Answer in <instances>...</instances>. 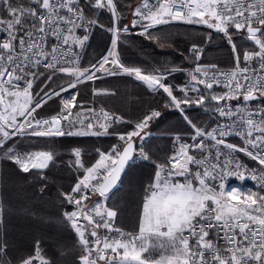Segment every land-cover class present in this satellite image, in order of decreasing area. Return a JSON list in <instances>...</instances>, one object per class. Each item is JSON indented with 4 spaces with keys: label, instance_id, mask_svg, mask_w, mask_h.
Here are the masks:
<instances>
[{
    "label": "snow or ice",
    "instance_id": "1",
    "mask_svg": "<svg viewBox=\"0 0 264 264\" xmlns=\"http://www.w3.org/2000/svg\"><path fill=\"white\" fill-rule=\"evenodd\" d=\"M125 13L130 23H123ZM102 14L110 25L100 23ZM174 25L209 30L197 33L203 44L190 43L188 67L125 61L121 46L129 34L158 43V33ZM96 28L109 34V46L83 64ZM214 36L230 46L231 66L203 62ZM176 73L184 75L182 83L171 82ZM61 76L68 83L51 87ZM108 77L130 78L161 106L149 105L133 119L97 104L116 95L97 86ZM86 83L89 101L81 98ZM56 98L58 110L40 115ZM191 108L217 123L199 126L186 114ZM162 110L179 112L191 132L154 137ZM107 136L116 142L95 148L94 162L81 146L58 160L59 138ZM233 136L243 146L228 142ZM154 138L171 141L162 161L149 150ZM238 153L258 167L249 168ZM0 161L39 182V195H48L51 167L66 165L74 174L67 189L56 190L58 216L21 210L74 234L73 264H264V0H0ZM142 164L154 171L143 187L136 229L126 230L117 222L114 195ZM229 177H248L258 190L226 192ZM3 187L0 171V264H54L40 240L30 252L12 254L4 225L13 209Z\"/></svg>",
    "mask_w": 264,
    "mask_h": 264
},
{
    "label": "trees",
    "instance_id": "2",
    "mask_svg": "<svg viewBox=\"0 0 264 264\" xmlns=\"http://www.w3.org/2000/svg\"><path fill=\"white\" fill-rule=\"evenodd\" d=\"M127 2V0H124ZM138 0H132L133 5ZM91 16L92 12H88ZM126 19L123 23H130L131 15L125 13ZM100 23L105 26L110 25L111 21L107 14L99 17ZM190 28H196V33L189 31ZM209 31L197 26L174 25L159 32V40L152 42L145 40L143 37L137 36L135 32L129 34L126 39L128 43L121 46V52L126 62L138 65L149 64L155 62L157 64H175L180 66L188 65L184 56L188 54V48L191 42L203 44L204 38L197 33ZM239 44L243 43L238 37L234 38ZM109 34L103 29L96 28L89 41V47L85 53L83 64H87L101 55L109 46ZM183 53L184 55H181ZM203 62L217 63L222 67H229L232 64V53L230 46L225 39L220 36H214L212 42L206 45L205 56ZM173 83H182V73H176L171 77ZM63 81L68 83V78L57 77L56 81L51 85L55 88ZM43 81H39L35 86V90ZM97 86L107 87L116 92L115 96H105L97 98V104L103 103L110 110L124 114L129 118L138 117L141 112L151 105L160 107L158 98L154 99L146 93L145 89L139 87L134 81L128 77H108L102 81H97ZM81 98L85 101L90 100V83L81 86ZM67 95V93H65ZM59 108L58 98L53 99L44 108L39 110L40 115L54 114ZM162 116L152 125L151 131L154 137H158L160 133H189L190 127L183 120L179 112L175 110H162ZM187 115L193 119L199 126H203L206 122L209 127L217 123L212 120L209 115L205 114L199 108H191L187 110ZM119 131L126 129L121 128ZM116 142L114 136L107 137H63L59 138L55 143V148L61 152L58 157L60 161H66L69 157L64 154L70 146H81L88 155L86 160L94 162L96 154L94 149L99 147L107 149L111 144ZM240 142V141H239ZM241 143V142H240ZM171 141L169 139L154 138L151 141L149 150L157 160H164L165 153L170 151ZM34 148L46 147V144H33ZM23 147V145H22ZM250 164L253 161L247 159ZM0 171L4 178L3 196L4 201L9 205L13 212L5 216V230L9 243L14 245L12 249L13 255L23 252H30L33 249L34 242L40 240L46 249L47 255L52 258L54 264H73L75 260L74 234L66 227H57L53 224L46 223L44 220L34 219L25 215L21 210L34 209L38 213L45 216H58L59 209L55 203V195L58 187L67 189L75 180L66 165L60 167H51L47 170L50 180L48 182V195H39L37 188L39 182L30 181L28 175L21 174L14 165L8 161H0ZM154 166L151 164H142L140 167L129 173L125 178L124 187L116 190L114 199L116 206L120 208L118 216V224L124 229L135 230L137 226L139 205L143 194L145 182L151 179ZM233 182V181H232ZM52 196L49 199L48 196ZM67 250V255L61 256L60 252Z\"/></svg>",
    "mask_w": 264,
    "mask_h": 264
},
{
    "label": "built area",
    "instance_id": "3",
    "mask_svg": "<svg viewBox=\"0 0 264 264\" xmlns=\"http://www.w3.org/2000/svg\"><path fill=\"white\" fill-rule=\"evenodd\" d=\"M189 65H185V66H183V67H188ZM222 67V66H221ZM185 79V77H184V75L182 74V82H183V80ZM170 80H171V77H170ZM171 82H173V80H171ZM66 95V94H65ZM236 103H238L237 101H232V104L233 105H235ZM253 103V105H255L257 102H252ZM52 115V114H51ZM44 116H48V115H44ZM241 143H240V142ZM228 142H232V143H235V144H237V145H239V146H243V144H242V141L239 139V138H237V137H235V136H233V137H230L229 138V141ZM238 156H239V158L244 162V163H246L247 165H248V167L249 168H255V167H258V165H257V163L255 162V161H253L254 162V164L252 165V164H250L249 163V161L247 160V159H249V158H247V157H245L242 153H238L237 154ZM250 160V159H249ZM250 161H252V160H250ZM247 175V174H246ZM232 179H238V178H236V177H229V178H227V180L225 181V182H229V181H231ZM243 181H246L247 182V187L245 188V189H252V190H258L257 188H256V185H255V182L254 181H252L250 178H248V177H245L244 179H243ZM235 182H237V181H235ZM126 230H128V229H126Z\"/></svg>",
    "mask_w": 264,
    "mask_h": 264
},
{
    "label": "rangeland",
    "instance_id": "4",
    "mask_svg": "<svg viewBox=\"0 0 264 264\" xmlns=\"http://www.w3.org/2000/svg\"><path fill=\"white\" fill-rule=\"evenodd\" d=\"M233 181V182H232ZM237 181V182H235ZM247 187V182L240 179H232L229 182H225V191L231 192L233 189H237L241 192H247L249 189Z\"/></svg>",
    "mask_w": 264,
    "mask_h": 264
}]
</instances>
